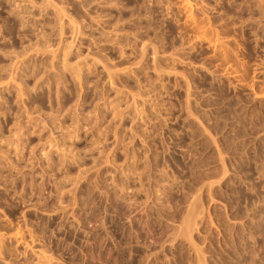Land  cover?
<instances>
[{
  "label": "rangeland",
  "instance_id": "obj_1",
  "mask_svg": "<svg viewBox=\"0 0 264 264\" xmlns=\"http://www.w3.org/2000/svg\"><path fill=\"white\" fill-rule=\"evenodd\" d=\"M0 264H264V0H0Z\"/></svg>",
  "mask_w": 264,
  "mask_h": 264
}]
</instances>
